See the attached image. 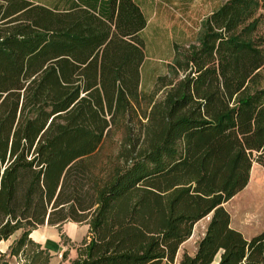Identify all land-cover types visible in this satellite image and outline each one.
Returning <instances> with one entry per match:
<instances>
[{
    "label": "trees",
    "instance_id": "16d2710c",
    "mask_svg": "<svg viewBox=\"0 0 264 264\" xmlns=\"http://www.w3.org/2000/svg\"><path fill=\"white\" fill-rule=\"evenodd\" d=\"M148 21L139 0H0V244L20 232L0 264H51L31 235L67 222L90 237L69 264H175L207 217L180 264H264V231L225 208L264 168V0L226 1L176 45L159 100Z\"/></svg>",
    "mask_w": 264,
    "mask_h": 264
},
{
    "label": "rangeland",
    "instance_id": "374dc122",
    "mask_svg": "<svg viewBox=\"0 0 264 264\" xmlns=\"http://www.w3.org/2000/svg\"><path fill=\"white\" fill-rule=\"evenodd\" d=\"M54 6L56 0H31ZM228 0H139L147 18L148 26L141 33L145 41L146 61L142 70V89L146 95L156 94L155 99L163 98L166 88H161L160 78L169 75V65L174 62L176 45L180 50L196 41L201 22ZM172 77V76H171ZM146 107L147 101L142 102ZM123 132L112 133L101 153L114 151L122 139ZM254 168V171H253ZM247 187L225 204L231 216V226L252 238L264 231V196L257 191L264 185V168L254 164ZM257 201L256 203H253ZM210 217L197 223L191 238L179 249L175 264H180L184 254L193 256L199 241L205 235ZM38 233L46 237L44 248L53 256L51 264H69L77 256L78 248L90 239L89 226L74 222L64 223L61 227L42 226ZM20 236L15 234L10 240L0 244V252H6L8 245ZM67 253L63 259V253ZM10 264H18L12 259Z\"/></svg>",
    "mask_w": 264,
    "mask_h": 264
},
{
    "label": "crops",
    "instance_id": "0c3cea01",
    "mask_svg": "<svg viewBox=\"0 0 264 264\" xmlns=\"http://www.w3.org/2000/svg\"><path fill=\"white\" fill-rule=\"evenodd\" d=\"M36 233V231H34L33 233H32V238H33V240H35L36 242H38V243H40V244H45V241H46V237L45 236H43L42 237V235L40 234V233H38V235H37V237H34V234ZM11 244H9L8 245V247L10 246ZM8 249V248H7Z\"/></svg>",
    "mask_w": 264,
    "mask_h": 264
}]
</instances>
